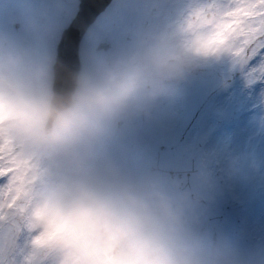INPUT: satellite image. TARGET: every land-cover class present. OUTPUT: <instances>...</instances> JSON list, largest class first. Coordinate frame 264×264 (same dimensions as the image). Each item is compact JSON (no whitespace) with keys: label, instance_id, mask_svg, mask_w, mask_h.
I'll list each match as a JSON object with an SVG mask.
<instances>
[{"label":"clouds","instance_id":"9594fccd","mask_svg":"<svg viewBox=\"0 0 264 264\" xmlns=\"http://www.w3.org/2000/svg\"><path fill=\"white\" fill-rule=\"evenodd\" d=\"M142 2L166 22L146 27L123 55L89 57L64 91L54 87V55L0 35V139L28 169L4 220L28 236L17 264H235L227 242L197 231L200 193L133 174L108 153L124 125L234 56L212 5ZM28 27L41 44L57 32L48 21Z\"/></svg>","mask_w":264,"mask_h":264},{"label":"rangeland","instance_id":"374dc122","mask_svg":"<svg viewBox=\"0 0 264 264\" xmlns=\"http://www.w3.org/2000/svg\"><path fill=\"white\" fill-rule=\"evenodd\" d=\"M121 3L123 5L120 7L119 17L114 15V10H110L86 36L82 46L84 67L88 58L94 57L95 45L103 32L112 29L116 34H128L134 31V26L143 16L139 8L125 6L124 1ZM44 6L35 0H0V35H5L11 42L54 55L60 33L75 15L76 6L72 7L70 4L66 8L67 20L60 21L55 17L50 19V23L57 29L56 35L51 41L41 44L28 25L44 17V11L41 10ZM15 22L21 23L18 31L13 28ZM164 22V19H158V24ZM132 49L121 47L115 56ZM234 57L236 56L224 61L227 68L223 69L228 70L233 66L229 67L227 64L230 61L232 63ZM96 58L104 59L105 56ZM252 70L247 73V77L244 76L248 83L257 77L252 75ZM228 76L227 73L205 79L200 73V76L196 74L189 78L179 86L175 98L161 99L148 116H141L124 125L117 138L108 146V153L122 160L129 172L142 175L148 173L152 156L159 145L174 144L185 135L187 156H194L193 151L198 144L204 155L201 196L218 204L219 196L214 188L220 187L224 197L235 205L237 203L240 209H244L245 215H248L244 218V228L239 234L242 239L239 240H253L252 235L258 233L259 239L264 241V124L263 117L258 113L264 94H260V90L253 93L252 87L248 86L246 94L249 98L241 97L239 86L227 87ZM263 107L264 105L261 106L264 110ZM234 111H237L235 115ZM130 149H144V171L140 156L133 162L126 158ZM119 154L121 158L118 157ZM222 178L225 180L223 184L220 183ZM231 230L229 227L228 233ZM27 240L28 236L22 227L7 222L0 225V254L5 264H17L19 253Z\"/></svg>","mask_w":264,"mask_h":264},{"label":"flooded vegetation","instance_id":"af4514ba","mask_svg":"<svg viewBox=\"0 0 264 264\" xmlns=\"http://www.w3.org/2000/svg\"><path fill=\"white\" fill-rule=\"evenodd\" d=\"M120 1V3H119ZM124 1L125 6L129 5L130 7H133V9L139 8V11L143 13V16L140 18L138 23L134 26V31H130L128 34H120V42L117 43V45H114V48H120L122 44H126L127 47L134 48L138 38L143 33L146 27L149 25H159L158 19L153 18L150 15L145 14L142 9H144L145 5L143 4L142 0H122ZM121 0H113L112 4L110 5L111 10H114V15L119 17L121 15V9L120 4H122ZM202 3L213 5L216 4L220 7L227 8L229 4H231L232 0H201ZM123 5V4H122ZM138 6V7H137ZM180 6H177L179 8ZM145 16V18H144ZM161 21V19H159ZM116 22L113 23L115 26ZM111 32V31H110ZM109 32V33H110ZM102 52H98L97 54H100ZM108 54V53H107ZM111 58V57H109ZM242 61L241 58L236 57L234 60L232 68L235 69L238 63ZM245 67L243 70V73L241 75V78H238L236 83H242L244 84L243 75L249 72L253 69V67L258 68L260 65L264 64V53L256 54L255 56H250L248 60L245 61ZM209 68H214V75L206 77L204 74L206 73V70ZM223 68H227L226 65L222 63H215L210 64L207 67H205L201 72L197 73V75L200 76V73L203 74V77L205 79H213L217 77L218 75L222 74H229L231 70H226ZM196 76V75H195ZM257 79L261 80L259 83H256V88L258 91L260 90L262 93H264V78H260L257 74ZM233 84V83H232ZM230 85V83H228ZM264 105V97L260 104L259 112L264 115V110L261 108V106ZM264 108V107H263ZM144 146V145H143ZM134 147V146H133ZM131 147V148H133ZM139 147V146H138ZM138 151V153H136ZM137 156H140L142 158V169L144 171V149H130L129 155L126 157L128 161L134 160ZM120 154H119V156ZM139 159V158H138ZM133 162V161H132ZM203 164L200 163L199 172L197 177V183L193 188H187L193 191H196L200 193L201 186H202V167ZM151 166V162L149 165V169ZM144 173V172H143ZM149 173V170H148ZM178 181V180H176ZM168 183V181H165ZM225 180L222 178L220 180V183L223 184ZM214 190L217 192V195L219 196L218 204L212 203L210 199H207L206 196H202L203 199V218L199 225L197 226V231L205 237H212L216 239L223 240L227 242V244L230 246L233 257L235 260V264H264V241L260 240L258 237V233H255L252 235V239L248 238L246 241L239 240L242 239V237L239 236L240 232L244 228V218L248 215H245L244 209H240L236 205L225 198V194H222L220 187H215ZM231 204L232 209L229 211L225 208L226 205ZM223 217V218H221ZM231 227L232 230L228 233L227 229ZM230 238V241H227V239ZM258 239V240H257Z\"/></svg>","mask_w":264,"mask_h":264},{"label":"snow or ice","instance_id":"6c2138e0","mask_svg":"<svg viewBox=\"0 0 264 264\" xmlns=\"http://www.w3.org/2000/svg\"><path fill=\"white\" fill-rule=\"evenodd\" d=\"M209 11L220 22L218 35L235 39L234 56L246 61L258 51L264 53V0H232L227 8L213 4ZM257 74L264 78V64L252 70V75ZM27 172L12 146L0 139V225L14 208ZM0 264H5L2 254Z\"/></svg>","mask_w":264,"mask_h":264},{"label":"water","instance_id":"95a60500","mask_svg":"<svg viewBox=\"0 0 264 264\" xmlns=\"http://www.w3.org/2000/svg\"><path fill=\"white\" fill-rule=\"evenodd\" d=\"M110 0H81L80 10L65 29L58 47L56 76L54 87L58 91H64L71 87V76L81 70L79 47L87 28L94 22ZM182 145L173 147H160L156 153L151 173L158 175L163 181L179 176L185 188H193L197 183L196 162H184V154L181 151ZM193 164V165H192Z\"/></svg>","mask_w":264,"mask_h":264}]
</instances>
